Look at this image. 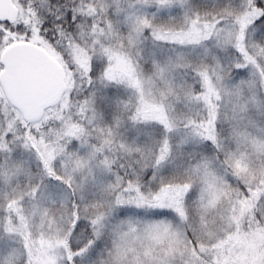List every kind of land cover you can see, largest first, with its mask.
<instances>
[{"label":"snow or ice","instance_id":"snow-or-ice-1","mask_svg":"<svg viewBox=\"0 0 264 264\" xmlns=\"http://www.w3.org/2000/svg\"><path fill=\"white\" fill-rule=\"evenodd\" d=\"M0 264H264V0H0Z\"/></svg>","mask_w":264,"mask_h":264}]
</instances>
